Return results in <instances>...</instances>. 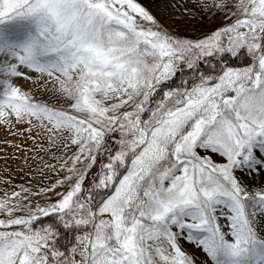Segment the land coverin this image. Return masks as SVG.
I'll return each instance as SVG.
<instances>
[{"label":"snow or ice","instance_id":"1","mask_svg":"<svg viewBox=\"0 0 264 264\" xmlns=\"http://www.w3.org/2000/svg\"><path fill=\"white\" fill-rule=\"evenodd\" d=\"M0 129V264H264V0H0Z\"/></svg>","mask_w":264,"mask_h":264},{"label":"rangeland","instance_id":"2","mask_svg":"<svg viewBox=\"0 0 264 264\" xmlns=\"http://www.w3.org/2000/svg\"><path fill=\"white\" fill-rule=\"evenodd\" d=\"M169 3L171 4H179V5H183V3L185 2V0H168ZM190 3H194L195 0H189ZM183 10L182 7L180 9H177V12ZM193 11H196L195 9H193ZM184 15L188 17V20L192 23L194 28H199L201 31L206 30L209 27H212L215 24H220L221 21L219 19H210V20H206L203 22V24H197V20H199V16L196 17L195 20L192 19L191 16H188V13L186 10H184ZM176 19H183V17L179 16L178 14L176 15ZM190 35H194L197 34L196 32H190ZM22 84V86L24 88H28L30 87L29 84H27L24 81L20 82ZM6 133L0 129V153L3 154V158L0 159V175H9L14 183L16 184H20V183H26L27 177H24L23 174L19 173V168L22 166L23 164V154L20 153L19 151L5 145L3 143L4 139H5ZM7 139L9 140V142L11 143L13 141V137L11 136H7ZM16 142H19L18 140ZM31 142H29L30 144ZM9 151H14L15 155L11 156V155H7V153ZM8 157V161L7 164L10 166V169L6 171L5 168V157ZM16 157H20V159H16ZM47 182V181H45ZM3 185H0V191L3 190Z\"/></svg>","mask_w":264,"mask_h":264},{"label":"bare ground","instance_id":"3","mask_svg":"<svg viewBox=\"0 0 264 264\" xmlns=\"http://www.w3.org/2000/svg\"><path fill=\"white\" fill-rule=\"evenodd\" d=\"M11 155V156H14L15 155V152L14 151H9L8 153H7V155ZM1 158H3V154L2 153H0V159Z\"/></svg>","mask_w":264,"mask_h":264}]
</instances>
